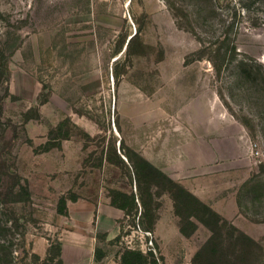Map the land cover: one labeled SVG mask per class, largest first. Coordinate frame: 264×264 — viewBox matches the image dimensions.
Masks as SVG:
<instances>
[{
	"label": "rangeland",
	"instance_id": "374dc122",
	"mask_svg": "<svg viewBox=\"0 0 264 264\" xmlns=\"http://www.w3.org/2000/svg\"><path fill=\"white\" fill-rule=\"evenodd\" d=\"M11 33L6 136L17 134L11 162L32 192L17 210L28 221L15 264H58L46 259L71 228L60 197L105 208L122 200L113 190L137 193L140 157L254 239L257 254L239 246L264 264V0H0V47ZM142 180L153 233L128 211L113 241L98 239L106 256L95 264H121L127 247H151L161 264H209L195 258L212 234L201 207L183 234L169 181ZM103 226L114 232L112 219Z\"/></svg>",
	"mask_w": 264,
	"mask_h": 264
},
{
	"label": "trees",
	"instance_id": "16d2710c",
	"mask_svg": "<svg viewBox=\"0 0 264 264\" xmlns=\"http://www.w3.org/2000/svg\"><path fill=\"white\" fill-rule=\"evenodd\" d=\"M19 38V34L16 38H13L11 33L0 47V264H15L17 259L15 237L19 234L25 242V229L28 221L23 215H18L17 210L19 207L24 208L23 206L32 201V192L28 179L21 175L11 162L12 148L17 134L14 132L11 137L6 136L8 129L4 120V102L9 95H12L8 85L10 80L9 57L17 49ZM239 66L249 67V64L245 60H241ZM256 73H258L257 69ZM139 160L133 166L138 192L134 193L132 191L128 193L122 190H113L122 200L112 198L110 201L112 206L122 209L124 216L129 215L128 211L134 210L138 213L140 210V219L149 217L146 227L142 230L146 233H153L157 214L153 211L152 203L156 200L151 192L150 184L144 186L142 175L145 176L146 181L149 179L156 186L159 183L158 179H167L173 193L175 212L182 218L183 224L180 227V231L183 234H188L185 227L187 223L193 226L190 230L196 228L194 227L195 224L190 220L191 215H193L194 205L200 206V210L203 212V216L198 217L199 221L212 231L206 243L196 252L195 258H205V261L210 263L215 262L214 259L217 258L220 262L225 263L226 261H231L229 263L239 264L233 261L237 260L240 264H253V258L250 256L252 250H245L239 245L244 241L250 244L255 243V254H257L256 250L259 244L254 239L245 232L238 230L235 225L229 223L226 217L210 204L203 201L184 185L176 182L150 161L143 157H140ZM141 165L146 168V172L143 174L140 171ZM255 178H257L256 175ZM159 192L157 193L159 194ZM69 199L72 201L77 200L76 197H70ZM69 199L64 195L60 197L57 206L58 213L62 215L68 214L67 200ZM141 222L144 224L143 219ZM225 230H227L226 233ZM105 237V234H97L98 239H105ZM47 252L48 258L46 260L57 259L58 264H63L62 242L59 239L50 243ZM23 253L28 254L25 246ZM104 256L105 252L98 245L95 249V260L100 261ZM33 257L36 261L40 259L36 253H33ZM162 260L163 257L157 256L151 247L147 251H143L140 247H127L121 253V264H161ZM43 264L48 263L44 262Z\"/></svg>",
	"mask_w": 264,
	"mask_h": 264
},
{
	"label": "crops",
	"instance_id": "0c3cea01",
	"mask_svg": "<svg viewBox=\"0 0 264 264\" xmlns=\"http://www.w3.org/2000/svg\"><path fill=\"white\" fill-rule=\"evenodd\" d=\"M96 210L98 211L97 215H95ZM68 211V221L71 228L59 238L62 242L63 264H95L100 262L95 260V249L99 245L97 234L104 233L107 241L114 238L120 232L121 228L116 224L124 216V211L111 204L104 208L101 203L97 205L90 201L70 203L68 204ZM107 218L112 219L115 223L113 233L104 229L103 220Z\"/></svg>",
	"mask_w": 264,
	"mask_h": 264
}]
</instances>
